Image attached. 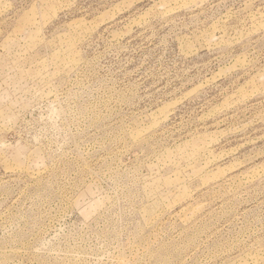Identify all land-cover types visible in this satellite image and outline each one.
<instances>
[{
  "label": "rangeland",
  "instance_id": "obj_1",
  "mask_svg": "<svg viewBox=\"0 0 264 264\" xmlns=\"http://www.w3.org/2000/svg\"><path fill=\"white\" fill-rule=\"evenodd\" d=\"M0 264H264V0H0Z\"/></svg>",
  "mask_w": 264,
  "mask_h": 264
}]
</instances>
